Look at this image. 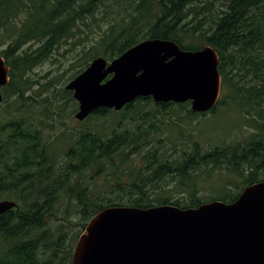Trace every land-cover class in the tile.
<instances>
[{
	"label": "trees",
	"instance_id": "obj_1",
	"mask_svg": "<svg viewBox=\"0 0 264 264\" xmlns=\"http://www.w3.org/2000/svg\"><path fill=\"white\" fill-rule=\"evenodd\" d=\"M84 27L99 33L84 39ZM146 38L170 39L185 50L211 45L219 57L222 84L228 88L217 105H232L251 133L209 148L195 140L185 149L165 130L180 126L172 109L181 108L195 118L214 113L216 107L196 113L189 102L155 103L141 96L119 111L94 110V120L109 118L110 129L86 124L71 132V143L61 156L55 155L39 129L35 135L30 128H20L21 122L34 123L20 110L37 102L26 95L33 83L26 73L42 59L67 44L86 45L77 56L81 64L76 75L93 58L111 60ZM0 45H5L0 55L10 68V79L1 88L0 107L5 106V112L0 117V175L4 176L0 198L9 194L17 201L15 209L0 215V264H72L71 246H63L64 235L50 240L46 228L47 219L56 216L60 193L73 201L75 213L82 214L84 222L77 223L82 231L86 221L106 206L185 208L207 202L209 197L204 200L198 195V182L207 175L237 179L225 185L221 198L210 197L224 202L264 179L260 171L264 165V0H0ZM62 98L74 113L77 103L72 92L62 88ZM54 158L60 160L58 167ZM84 171L114 182L118 199L89 198L90 190L79 181Z\"/></svg>",
	"mask_w": 264,
	"mask_h": 264
},
{
	"label": "water",
	"instance_id": "obj_2",
	"mask_svg": "<svg viewBox=\"0 0 264 264\" xmlns=\"http://www.w3.org/2000/svg\"><path fill=\"white\" fill-rule=\"evenodd\" d=\"M218 63L210 45L185 50L170 39L146 38L111 60L93 58L65 88L78 103L79 121L97 108L119 111L139 96L155 103L190 101L192 112L204 113L220 94ZM9 71L0 55V88ZM15 206L0 200V215ZM71 262L264 264V179L245 186L231 202L103 207L78 235Z\"/></svg>",
	"mask_w": 264,
	"mask_h": 264
},
{
	"label": "rangeland",
	"instance_id": "obj_3",
	"mask_svg": "<svg viewBox=\"0 0 264 264\" xmlns=\"http://www.w3.org/2000/svg\"><path fill=\"white\" fill-rule=\"evenodd\" d=\"M82 30L84 32H81V36L84 39L88 37V40H91L94 35L99 33H96L97 29L93 27L92 30L86 29L85 27ZM28 46L31 48L34 47V45ZM84 46L86 45L67 44L61 47L58 52H55L53 56L42 59L26 73L33 81L31 89L26 95H31L34 99H37V102L25 104L26 108L20 110L23 117L34 121L32 125H29L26 121L21 122L23 124L22 127L32 129L35 135H37V129H39L40 136L50 141V147L57 156H61L63 151L71 143V132L83 128L86 124L90 128L105 126L107 130L111 126L109 118L94 120V117L91 116L92 118L85 121H78L74 117L75 112H72L74 109L73 106L68 102L64 103V99L62 98V88H65L67 82L79 69L81 61L77 59V56H79ZM4 47L5 45H0V51ZM227 92L228 88L222 84L219 99L227 94ZM46 97H48V100L43 103L42 100ZM49 102L52 103L51 106H48L47 103ZM147 109H150V107ZM4 112L5 106L0 107V117H2ZM171 113L178 119L180 126H168L165 130L172 141L182 143V147L185 149H188L195 140L200 141L209 148L219 145V143L228 144L237 142L251 133V128L246 126L245 123H242L241 118L233 109V106L226 105L225 103L217 105L214 113L208 112L204 115H198L195 118L188 117L181 108H173ZM9 116L11 117V113ZM163 119L165 120V118ZM54 159L56 166L57 158ZM260 171L264 174V165ZM83 175H81L82 178H79V181L81 185L86 186L90 190L89 198L95 202L106 196L115 200L118 199V193L113 187L114 182L107 183L106 178H95L91 171H84ZM202 176H205V174L202 173ZM236 180V178L234 179L226 174L207 175L203 180H199L200 182H198L200 187L198 195L204 198V200L205 197H209L208 200H211L210 197L221 198L225 192V185H228L229 181L234 182ZM231 190L234 193L236 191L233 188ZM60 195L55 204L56 216L47 219L48 223L46 224V228L51 234L50 240L57 239L59 233L63 234V246H71L72 253L73 246L81 232V224L77 223L84 222V220H82L81 213L74 212L73 201L68 199L65 193H60ZM179 196L186 198L182 194H179ZM2 197L4 199L16 200L15 197L9 194ZM122 200L125 199L123 198ZM59 228L60 231L58 232ZM44 255H47V253Z\"/></svg>",
	"mask_w": 264,
	"mask_h": 264
},
{
	"label": "flooded vegetation",
	"instance_id": "obj_4",
	"mask_svg": "<svg viewBox=\"0 0 264 264\" xmlns=\"http://www.w3.org/2000/svg\"><path fill=\"white\" fill-rule=\"evenodd\" d=\"M19 126L22 127L23 124H20ZM26 128H28V127H26ZM18 149L20 150V146H18ZM0 162H1V156H0ZM56 162H57L56 167H58V166H59V163H60L59 158L56 159ZM4 167H5V166H4ZM5 169H6V167H5ZM8 173H9V171H8ZM0 174H2L1 171H0ZM0 177H1V178H4V176H1V175H0ZM17 184L20 185L19 182H17ZM0 191H2L1 188H0ZM19 191H20V189L18 188L17 191H15V192H19ZM2 199H4V198H0V200H2ZM14 201L17 202L16 200H14ZM3 214H4V213H3ZM1 215H2V214H1Z\"/></svg>",
	"mask_w": 264,
	"mask_h": 264
}]
</instances>
